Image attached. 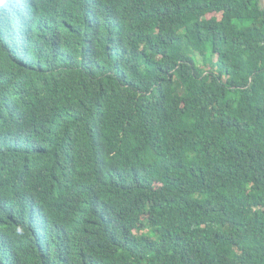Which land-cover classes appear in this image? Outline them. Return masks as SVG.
Listing matches in <instances>:
<instances>
[{
	"label": "trees",
	"instance_id": "obj_1",
	"mask_svg": "<svg viewBox=\"0 0 264 264\" xmlns=\"http://www.w3.org/2000/svg\"><path fill=\"white\" fill-rule=\"evenodd\" d=\"M0 207L19 264H264V0H0Z\"/></svg>",
	"mask_w": 264,
	"mask_h": 264
},
{
	"label": "clouds",
	"instance_id": "obj_2",
	"mask_svg": "<svg viewBox=\"0 0 264 264\" xmlns=\"http://www.w3.org/2000/svg\"><path fill=\"white\" fill-rule=\"evenodd\" d=\"M0 211H1V207H0ZM36 217H37V215H36ZM39 220L43 221L46 224H34V223L28 224L27 234H28V236L30 234V236H29L30 241L34 242V244H38V246L42 249L45 236L48 235L52 230L48 227L49 216H48L47 212L41 211V218ZM8 224H9L8 218H6L0 214V232L1 231H7ZM9 231H11V227L9 228ZM5 244H7V243L3 242L0 239V248L3 247ZM0 254H6V255H10V256L14 257L15 258V264H19V260H20L21 256L19 255L18 250L14 246H12L8 250L0 251Z\"/></svg>",
	"mask_w": 264,
	"mask_h": 264
}]
</instances>
